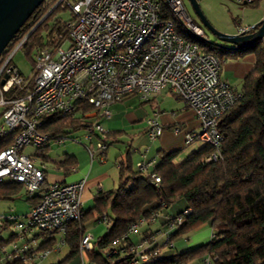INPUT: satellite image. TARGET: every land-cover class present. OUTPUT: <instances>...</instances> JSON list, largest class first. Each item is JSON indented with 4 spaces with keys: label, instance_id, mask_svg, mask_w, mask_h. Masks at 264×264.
<instances>
[{
    "label": "built area",
    "instance_id": "2783aa9c",
    "mask_svg": "<svg viewBox=\"0 0 264 264\" xmlns=\"http://www.w3.org/2000/svg\"><path fill=\"white\" fill-rule=\"evenodd\" d=\"M232 1L248 5L257 0ZM60 2L71 10L64 31L68 36L36 52L32 75L25 76L14 63L27 37L5 58L0 57V138L14 137L13 143L0 151V184L17 183L28 196H41L28 216H0V235L8 226L19 229L21 238L29 230L64 234L71 223L82 218L84 181L45 185L44 168L37 165L35 156L24 153L27 147L39 149L48 142V136L40 132L45 117L68 118L81 105L90 106L92 109L84 114L87 126L83 143H88L85 145L92 160H103L108 143L101 120L111 118L110 107L128 97L148 103L169 91L194 112L199 122V130L188 132L185 143L211 145L215 153L208 160L215 161L222 141L219 120L241 98V92L220 79L222 61L196 41L209 38L189 17L184 0ZM251 30L244 27L238 34ZM149 126L152 140L162 135L163 127L156 118ZM150 165L139 162L137 169L147 172ZM153 180L161 182L157 175ZM181 222L179 217L177 223ZM138 226H131L128 235L135 234ZM36 245L32 240L14 252L0 246V264L15 258L24 264L46 259L51 252H35ZM93 248L92 236L84 234L81 264H86L84 253ZM136 252L139 257L132 264L149 261V255L138 249ZM203 264L213 261L205 258Z\"/></svg>",
    "mask_w": 264,
    "mask_h": 264
},
{
    "label": "trees",
    "instance_id": "16d2710c",
    "mask_svg": "<svg viewBox=\"0 0 264 264\" xmlns=\"http://www.w3.org/2000/svg\"><path fill=\"white\" fill-rule=\"evenodd\" d=\"M58 2L60 0H45L1 57L5 58L25 37L23 48L29 55L68 36L64 31L70 19L62 18L66 7ZM196 41L222 62L238 60L249 53L256 56L253 70L244 78L241 98L219 120L222 141L217 160H208L215 153V148L203 144L180 164L175 163L178 152L164 154L160 165L150 173L134 170L129 152L120 165L117 188L96 194L94 207L86 213L82 207V218L71 223L64 234L40 232L50 238L41 245L37 243L33 248L35 252H56L65 243L70 251L60 264L73 260L80 254L81 240L86 234L85 222L90 215H96L99 221H103L105 216L106 221L103 222L110 226L107 233L94 243V248L84 253L86 264H132L139 257L136 249L149 255V261H140V264H189L199 258H209L213 264H264V38L245 47H220L214 42ZM91 109L83 104L75 115L68 118L45 117L40 132L49 140L39 148L40 155L43 156L49 143L65 137L72 139L73 133L86 129L84 114ZM13 141V136L0 138V151ZM73 163V158H69L59 165L70 166ZM153 175L160 177L159 184L154 182ZM20 190V184L1 183L0 198L17 195ZM40 197L39 194L31 196L34 205ZM180 201L186 203V208L169 218L165 245H171L175 239L206 224L214 232L208 242L166 259L160 256L158 245H149L145 239L138 245L133 242L134 234L128 235L131 226L140 227L141 220L154 222L161 210ZM179 217L182 218L181 223H177ZM56 234L61 235L58 242L53 237ZM5 243L0 239L1 247ZM57 246L59 249L55 250ZM6 264L24 262L15 258Z\"/></svg>",
    "mask_w": 264,
    "mask_h": 264
},
{
    "label": "crops",
    "instance_id": "0c3cea01",
    "mask_svg": "<svg viewBox=\"0 0 264 264\" xmlns=\"http://www.w3.org/2000/svg\"><path fill=\"white\" fill-rule=\"evenodd\" d=\"M263 18L264 10L260 15L259 22H261ZM236 34H238V32ZM255 64L256 56L253 53H249L238 60L226 59L222 62L219 77L222 81L228 83L231 88L241 92L244 78L253 70ZM170 96L174 98L175 102L172 99L174 103L167 104L169 107L166 109L163 107V103L168 97L171 98ZM132 98L136 99L138 102L133 103V101H130ZM110 110L111 118L101 120V124L107 133L106 142L108 143V148L105 151L103 160L100 158L91 159L86 148L88 143L85 145L86 150L83 148L82 152L77 155L65 154L64 158L59 161H52L49 157L44 155L51 149V145L58 142L49 143V148L44 151L45 153L43 152V156L40 155L42 152L39 153V155L27 154L31 157L35 156L37 165L44 168L46 184L53 182L70 184L84 181V189L81 196L84 213L90 211L94 207L93 200L96 194L117 188L120 165L127 159L129 152L131 154V162L134 170L137 169V164L139 162L150 163L151 165L148 168V172L151 173L160 165L164 154L178 152L175 163L180 164L189 154L197 151L203 146L200 142L191 144L185 143V135L188 132L199 130V122L194 112L187 108L180 98L170 94L169 91H163L148 103L141 102L137 97H128L122 102L114 103L110 107ZM1 113L0 125L2 121ZM154 118L161 123L163 133L157 139L152 140L149 136V121ZM176 129H178V132L175 131ZM75 134H82V136H84L85 129ZM73 136L75 137V135ZM65 138L66 140L69 139L67 137ZM37 150L39 151V149ZM69 158H73L74 163L72 165H59L60 162ZM50 163L55 165V167H52L53 169L49 168ZM51 173L52 175L50 176ZM3 183L11 182L5 181ZM31 199V196H28L21 186V190L17 195L0 198V216H28L34 206ZM184 207L185 204H176L171 208L161 210L158 218L154 222H145L139 227L138 232L132 237L133 242L138 245L145 239L146 241L148 240L149 245H158L160 248V256L163 259L175 254L188 252L196 246L208 242L213 237L214 232L210 225L206 224L188 235L175 239L171 245H165L167 241V235L165 234L167 232L166 225L169 218L177 216L186 208ZM85 223V233L92 236L94 243L98 238L107 233L110 226L106 222L99 221L96 215H90ZM208 229L210 230V235L200 236L202 231ZM35 231L36 230H29L25 233L24 237L21 238L19 236V229L14 226H8L2 234L9 232V236L7 238H1L6 242L2 246L8 252H14L15 248L21 247L25 243H30L32 240H35L36 243L41 245L46 239L50 238L48 234L44 235ZM53 237L57 242L61 239L60 234L53 235ZM63 248L67 249L66 255L68 256L70 250L64 243L59 251L51 252L47 257L52 253H59ZM79 256L80 259H82L80 254ZM62 260L58 263L60 264ZM203 263L204 260L199 258L189 264Z\"/></svg>",
    "mask_w": 264,
    "mask_h": 264
},
{
    "label": "rangeland",
    "instance_id": "374dc122",
    "mask_svg": "<svg viewBox=\"0 0 264 264\" xmlns=\"http://www.w3.org/2000/svg\"><path fill=\"white\" fill-rule=\"evenodd\" d=\"M69 1L73 2V0H69ZM198 4L201 9V12L203 13V16L207 19L210 25L215 30L227 35H235L241 28L253 27L254 25L258 24V22L260 21L259 20L260 15L264 10V0H259L257 3L253 5H245L232 0H198ZM184 5L189 17L194 22V24L203 30V32L209 38L210 42H214L215 40L214 35L202 23L201 18L196 13L190 1L184 0ZM63 8H65V6ZM61 16L64 20L70 19L71 10L66 7V9H64ZM34 59H35L34 53L28 55L26 53V50L22 48L16 52L14 56V63L17 65L19 70L25 76H30L33 73ZM172 99L174 101V98L168 97L163 103V107L167 109V107H169L167 104L174 103L175 101L172 102ZM130 101H133V103L138 102L134 98H132ZM0 113H1V108H0ZM73 135H75L74 138L72 139L69 138L65 140L64 143L62 144L55 143L51 145L52 146L51 149L47 152V154L44 152L45 153L44 155L49 157L52 161H59L60 159L64 158L65 154L77 155L78 153H81L83 148L85 149V144H86L83 143V136L82 134H74V133ZM79 142L81 143L79 144ZM25 149H26L25 150L26 154L39 155L40 153L37 150V148L33 146L27 147ZM53 166L55 167L53 163L49 164L50 169H53L52 168ZM51 175L52 173L50 174V176ZM178 204H185L186 206V203L184 201H180ZM0 209H1V201H0ZM35 232H39V231L36 230ZM207 235H210L209 229L202 231V233L200 234V236H207ZM8 236H9V232H5L0 236V239L7 238ZM66 250L67 249L63 248L62 251H60L59 253H52L49 257H47V259L41 261V264H59L58 262L62 259L64 260L65 259L64 257L67 256ZM80 260L82 261V259H80V256L78 255L76 258H74L73 260L69 261L66 264H80Z\"/></svg>",
    "mask_w": 264,
    "mask_h": 264
},
{
    "label": "water",
    "instance_id": "95a60500",
    "mask_svg": "<svg viewBox=\"0 0 264 264\" xmlns=\"http://www.w3.org/2000/svg\"><path fill=\"white\" fill-rule=\"evenodd\" d=\"M45 0H0V57L15 39L16 35L33 13ZM202 23L214 35L217 46L233 45L236 47L250 46L264 38V18L251 27L253 33L235 35L223 34L215 30L203 16L197 0H189ZM219 43V44H218ZM4 83V81L2 82Z\"/></svg>",
    "mask_w": 264,
    "mask_h": 264
}]
</instances>
